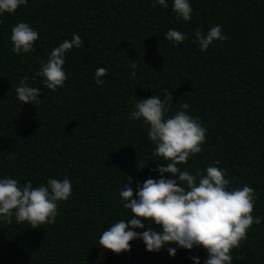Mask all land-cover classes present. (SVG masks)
<instances>
[{"label":"trees","instance_id":"1","mask_svg":"<svg viewBox=\"0 0 264 264\" xmlns=\"http://www.w3.org/2000/svg\"><path fill=\"white\" fill-rule=\"evenodd\" d=\"M167 2L165 9L155 0H28L15 14L0 16V179L34 187L49 177L72 183L71 197L58 202L55 224L33 229L14 216L11 224L0 221V264H195L194 256L205 264L203 248L172 244L156 253L135 240L131 252L117 255L99 246L103 231L131 218L119 196L127 177L136 190L137 183L159 179L156 169L167 163L153 155L149 126L131 119L138 99H163L165 89L173 96L167 116L188 104V114L207 130L202 153L179 167L195 175L217 166L231 188L255 190L254 215L262 222L233 250L232 264H264V0H189V22ZM19 22L39 32L35 50L21 55L10 38ZM214 25L228 39L201 52L195 30L206 34ZM169 29L187 39L169 42ZM73 33L83 47L66 53L68 79L53 93L36 73ZM101 67L107 74L97 85ZM24 77L41 89L38 106L17 99Z\"/></svg>","mask_w":264,"mask_h":264},{"label":"clouds","instance_id":"2","mask_svg":"<svg viewBox=\"0 0 264 264\" xmlns=\"http://www.w3.org/2000/svg\"><path fill=\"white\" fill-rule=\"evenodd\" d=\"M155 3L165 9L169 7L167 0H155ZM27 4L28 0H0V16L15 14ZM172 10L183 21L192 20L193 8L189 0H173ZM195 37L194 42L201 52L207 51L215 41L228 39L220 25L212 26L206 34L197 28ZM10 38L13 52L26 54L35 50L39 32L28 23L19 22L12 27ZM165 39L178 45L187 36L169 29ZM82 47L81 37L73 33L71 40L66 39L53 48L47 62L36 73L44 78L46 89L54 93L65 85L68 79L64 69L66 53ZM130 67L135 70L138 65L132 63ZM106 74V68H98L95 83L103 85L102 77ZM131 75L135 77L136 72ZM27 81L28 77L22 78L16 87L17 99L22 104L38 106L41 89L29 86ZM172 101V94L165 89L163 99L154 94L136 102L131 119L142 120L149 126L148 139L155 144L153 155L167 163L158 165L159 179L148 178L142 184L137 183L136 190L131 186L133 178L127 177L128 183L121 187L119 196L123 207L130 210L131 218L114 222L103 231L99 246L120 255L131 252V242L135 240H142L147 251L156 253L166 245L175 244L187 250L203 248L208 254L205 264H232L233 250L240 248L252 227L262 222L254 215L255 190L246 184L231 188L233 181L227 178L226 170L217 166L209 165L206 173L197 171L195 175L179 167L202 153L207 130L197 117L188 114V104L180 105L181 110L167 116ZM219 164V160L215 161V165ZM71 195L72 183L67 177L63 180L49 177L46 185L36 187L31 181L21 186L16 179H0V221L11 224L14 216L16 223L28 222L33 229L53 225L59 214L58 202L67 201ZM145 221L150 225L147 230L136 231L146 227ZM151 225L159 226V230ZM168 251L176 256V248L169 247ZM192 259L200 264L198 256Z\"/></svg>","mask_w":264,"mask_h":264},{"label":"water","instance_id":"3","mask_svg":"<svg viewBox=\"0 0 264 264\" xmlns=\"http://www.w3.org/2000/svg\"><path fill=\"white\" fill-rule=\"evenodd\" d=\"M0 22H1V20H0Z\"/></svg>","mask_w":264,"mask_h":264}]
</instances>
